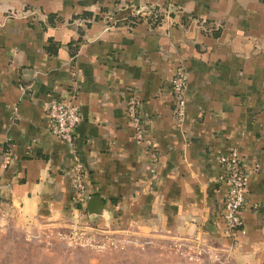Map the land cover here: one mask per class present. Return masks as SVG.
I'll use <instances>...</instances> for the list:
<instances>
[{
    "label": "crops",
    "instance_id": "1",
    "mask_svg": "<svg viewBox=\"0 0 264 264\" xmlns=\"http://www.w3.org/2000/svg\"><path fill=\"white\" fill-rule=\"evenodd\" d=\"M157 5L161 23L131 25ZM179 65L182 126L170 84ZM131 96L156 143L154 171L133 138ZM52 98L80 107L74 144L49 128ZM233 148L252 172L242 228L229 235L218 158ZM77 162L103 215L75 201ZM0 216L82 220L264 264V0H0Z\"/></svg>",
    "mask_w": 264,
    "mask_h": 264
},
{
    "label": "rangeland",
    "instance_id": "2",
    "mask_svg": "<svg viewBox=\"0 0 264 264\" xmlns=\"http://www.w3.org/2000/svg\"><path fill=\"white\" fill-rule=\"evenodd\" d=\"M0 264H232L197 241L143 237L82 220L0 216Z\"/></svg>",
    "mask_w": 264,
    "mask_h": 264
},
{
    "label": "built area",
    "instance_id": "3",
    "mask_svg": "<svg viewBox=\"0 0 264 264\" xmlns=\"http://www.w3.org/2000/svg\"><path fill=\"white\" fill-rule=\"evenodd\" d=\"M153 13L164 14L167 11L163 5H157L151 7L145 14L137 11L131 17L140 20V17H149ZM188 81V71L183 65H179L170 83L173 93L175 122L179 126L184 124L186 118ZM46 113L51 132L66 143L74 144L75 131L82 120L79 105L74 100L52 98L47 102ZM126 113L132 124L134 141L153 158L151 170L154 171L158 163L156 143L153 138L147 135L144 115L139 111L137 99L134 96L127 99ZM218 161L222 167L221 180L227 184L223 219L227 234L234 235L243 225L241 211L246 203V191L252 169L242 162L237 148L231 149L227 154L220 155ZM85 175L86 171L82 163H75L71 170V183L76 193L75 201L83 209L89 200L85 186Z\"/></svg>",
    "mask_w": 264,
    "mask_h": 264
},
{
    "label": "water",
    "instance_id": "4",
    "mask_svg": "<svg viewBox=\"0 0 264 264\" xmlns=\"http://www.w3.org/2000/svg\"><path fill=\"white\" fill-rule=\"evenodd\" d=\"M92 202L99 203L98 207L97 206L94 207V205H92ZM104 209H105L104 200L101 199V197L99 196H93L87 202V210H88V213L91 215L92 214L103 215Z\"/></svg>",
    "mask_w": 264,
    "mask_h": 264
},
{
    "label": "trees",
    "instance_id": "5",
    "mask_svg": "<svg viewBox=\"0 0 264 264\" xmlns=\"http://www.w3.org/2000/svg\"><path fill=\"white\" fill-rule=\"evenodd\" d=\"M162 19H163V15L160 13H153L151 16L145 17V18L140 17V20L137 18H133V17L129 18L131 25H135L139 21L144 20V21H147L149 23V25H151V26H157L159 23L162 22ZM133 20H135V22H133Z\"/></svg>",
    "mask_w": 264,
    "mask_h": 264
}]
</instances>
